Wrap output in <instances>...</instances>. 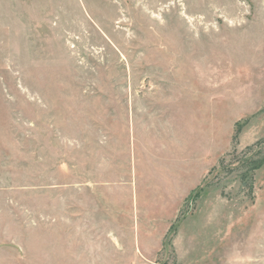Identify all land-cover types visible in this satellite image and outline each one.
<instances>
[{
    "label": "rangeland",
    "instance_id": "obj_1",
    "mask_svg": "<svg viewBox=\"0 0 264 264\" xmlns=\"http://www.w3.org/2000/svg\"><path fill=\"white\" fill-rule=\"evenodd\" d=\"M0 264H264V0H0Z\"/></svg>",
    "mask_w": 264,
    "mask_h": 264
}]
</instances>
